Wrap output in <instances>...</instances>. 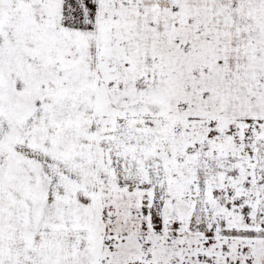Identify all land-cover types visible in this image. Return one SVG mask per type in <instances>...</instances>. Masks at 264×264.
Instances as JSON below:
<instances>
[{
	"label": "snow or ice",
	"instance_id": "obj_1",
	"mask_svg": "<svg viewBox=\"0 0 264 264\" xmlns=\"http://www.w3.org/2000/svg\"><path fill=\"white\" fill-rule=\"evenodd\" d=\"M0 264H264V0H0Z\"/></svg>",
	"mask_w": 264,
	"mask_h": 264
}]
</instances>
